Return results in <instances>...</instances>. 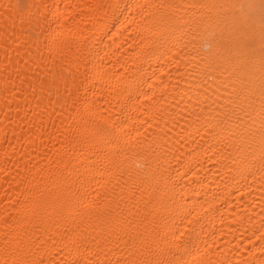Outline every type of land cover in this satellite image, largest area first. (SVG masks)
<instances>
[{
	"label": "bare ground",
	"instance_id": "1",
	"mask_svg": "<svg viewBox=\"0 0 264 264\" xmlns=\"http://www.w3.org/2000/svg\"><path fill=\"white\" fill-rule=\"evenodd\" d=\"M0 264H264V0H0Z\"/></svg>",
	"mask_w": 264,
	"mask_h": 264
}]
</instances>
